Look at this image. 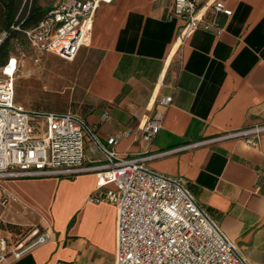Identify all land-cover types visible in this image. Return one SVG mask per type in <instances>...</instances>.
I'll return each instance as SVG.
<instances>
[{"label":"crops","instance_id":"crops-1","mask_svg":"<svg viewBox=\"0 0 264 264\" xmlns=\"http://www.w3.org/2000/svg\"><path fill=\"white\" fill-rule=\"evenodd\" d=\"M172 3L102 5L88 42L64 61L69 68L46 76L41 86L42 77L30 78L35 66L28 62L15 100L29 110L83 116L102 143L120 136L115 149L122 156L173 150L148 166L184 176L246 258L264 264V134L254 146L243 138L192 146L264 122V0H229L233 14L221 17V32L199 28L188 36L181 19L168 17ZM27 92L44 102L33 105ZM167 96L172 104L160 107ZM158 110L163 126L146 141L141 126ZM96 183L93 173L6 179L14 199L0 214L51 238L20 258L8 254L4 263L115 264L118 208L90 201Z\"/></svg>","mask_w":264,"mask_h":264},{"label":"built area","instance_id":"built-area-1","mask_svg":"<svg viewBox=\"0 0 264 264\" xmlns=\"http://www.w3.org/2000/svg\"><path fill=\"white\" fill-rule=\"evenodd\" d=\"M115 0H57L33 27L15 24L26 47L10 51L0 65V208L6 210L14 197L3 182L10 178L66 177L93 173L97 177L90 201L115 202L118 208L115 264H252L218 221L200 204L182 176H172L148 166V160L173 150L148 155H120L115 146L120 136L102 143L95 129L72 112L29 110L15 100L16 81L28 62L39 63L47 54L72 60L91 35L102 5ZM229 0H173L168 17L184 22L182 35L196 29L221 32L222 16H231ZM0 32V46L6 37ZM173 97L158 105L168 107ZM107 112L104 113V116ZM158 110L141 126L151 141L163 126ZM264 122L224 131L192 146L230 138L258 145ZM0 214V264L8 254L20 258L51 238L48 231L32 230L18 242L9 240Z\"/></svg>","mask_w":264,"mask_h":264},{"label":"trees","instance_id":"trees-1","mask_svg":"<svg viewBox=\"0 0 264 264\" xmlns=\"http://www.w3.org/2000/svg\"><path fill=\"white\" fill-rule=\"evenodd\" d=\"M48 9L41 4L40 0H0V32L7 34L0 46V65L9 56L11 41L24 39L22 32L13 28V25L19 23L24 27H33L45 17ZM4 230L9 240L15 242L23 239L32 231L20 229L11 223L5 225Z\"/></svg>","mask_w":264,"mask_h":264},{"label":"rangeland","instance_id":"rangeland-1","mask_svg":"<svg viewBox=\"0 0 264 264\" xmlns=\"http://www.w3.org/2000/svg\"><path fill=\"white\" fill-rule=\"evenodd\" d=\"M57 0H40L41 4L49 8L55 3ZM26 47L24 39H13L10 43V50L12 52H18L23 50ZM67 61L55 54H47L39 63H31L34 65V69H31L30 78L38 81L37 77H42L41 80L39 79L41 86L45 85V78L46 76L53 75L54 73H62V71L69 68L67 64L64 63ZM44 81V82H43ZM47 91V90H46ZM25 96L29 99V102L33 103V105L43 103V96L39 97L36 93L27 92ZM65 98H63L60 102L63 103ZM34 108V107H32Z\"/></svg>","mask_w":264,"mask_h":264}]
</instances>
